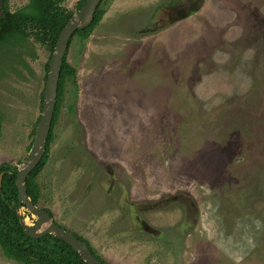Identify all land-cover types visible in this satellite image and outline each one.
Returning a JSON list of instances; mask_svg holds the SVG:
<instances>
[{"label": "rangeland", "instance_id": "rangeland-1", "mask_svg": "<svg viewBox=\"0 0 264 264\" xmlns=\"http://www.w3.org/2000/svg\"><path fill=\"white\" fill-rule=\"evenodd\" d=\"M99 7L66 50L75 76L56 101L36 205L107 264H141L136 246L146 264H264V0ZM51 54L32 38L0 46V163L17 170ZM2 252L0 264H20Z\"/></svg>", "mask_w": 264, "mask_h": 264}, {"label": "trees", "instance_id": "trees-1", "mask_svg": "<svg viewBox=\"0 0 264 264\" xmlns=\"http://www.w3.org/2000/svg\"><path fill=\"white\" fill-rule=\"evenodd\" d=\"M0 1L2 11L0 13V46H9L14 42L32 38L46 45L51 53L61 28L73 15V10L66 8L61 3L62 0H29L23 7L12 12L7 6V0ZM84 2L85 0H78V8ZM100 2L101 0L94 10V18L91 23L86 27L76 29L70 37L69 43L75 34H79L83 38L88 36L103 12L99 7ZM46 65L49 66L48 62ZM70 75L74 81L75 68L66 59L65 53L58 75L55 105L42 155L38 164L27 175L25 182L27 195L34 204L39 198V189L35 180L46 163L47 145L51 138L56 101L61 94L65 77ZM16 172V167L10 163H0V173H2L0 182V248L4 256L20 264H87L75 248L56 235L48 233L42 237L33 238L25 233L18 213L19 208H25V205L18 203V191L15 185ZM43 210L53 218L48 209ZM72 232L87 243L100 264H107L102 257L96 254L94 247L87 239L74 231Z\"/></svg>", "mask_w": 264, "mask_h": 264}, {"label": "water", "instance_id": "water-1", "mask_svg": "<svg viewBox=\"0 0 264 264\" xmlns=\"http://www.w3.org/2000/svg\"><path fill=\"white\" fill-rule=\"evenodd\" d=\"M100 0H85L78 11L73 14L61 28L54 49L49 60V70L45 78L42 91L44 99L41 113L38 117L31 146L28 150L26 164L17 170L15 174V185L18 191V203L24 204L25 208L37 215V219L31 225L22 221L25 233L33 238H39L46 234H53L63 239L75 248L87 264H100L95 254L88 247L87 243L79 238L72 230L65 228L52 220L50 214L39 208L32 202L26 191V178L31 170L38 164L45 145V139L49 130L50 121L53 113V106L56 96L58 75L66 53L69 39L76 29L86 27L94 18V10ZM2 173H0V182ZM21 208V207H20ZM22 220V219H21Z\"/></svg>", "mask_w": 264, "mask_h": 264}, {"label": "crops", "instance_id": "crops-1", "mask_svg": "<svg viewBox=\"0 0 264 264\" xmlns=\"http://www.w3.org/2000/svg\"><path fill=\"white\" fill-rule=\"evenodd\" d=\"M136 247H137L136 251L133 250V252H134V253H140V256L142 255V257H141V264H146V263H145V259H146V257H147V253H146V252H147L148 250H144V253L142 254V253L140 252L139 248H140V249H144V248H142L141 246H139V247L136 246ZM145 253H146V254H145ZM154 258H155V257H152V258H150V260H148V261H150V262L153 264V262H154ZM159 263H160V261H157V264H159ZM161 264H162V263H161Z\"/></svg>", "mask_w": 264, "mask_h": 264}, {"label": "flooded vegetation", "instance_id": "flooded-vegetation-1", "mask_svg": "<svg viewBox=\"0 0 264 264\" xmlns=\"http://www.w3.org/2000/svg\"><path fill=\"white\" fill-rule=\"evenodd\" d=\"M179 10H180V9H177L176 12H177V13H180V12H181L180 14H183V13H182V10H181V11H179ZM183 15H184V14H183Z\"/></svg>", "mask_w": 264, "mask_h": 264}]
</instances>
